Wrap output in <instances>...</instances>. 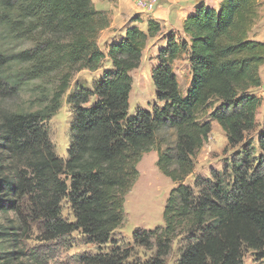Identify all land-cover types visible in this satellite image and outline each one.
I'll list each match as a JSON object with an SVG mask.
<instances>
[{
  "label": "trees",
  "instance_id": "obj_1",
  "mask_svg": "<svg viewBox=\"0 0 264 264\" xmlns=\"http://www.w3.org/2000/svg\"><path fill=\"white\" fill-rule=\"evenodd\" d=\"M261 6V0H221L217 8L199 2L183 20L182 35L167 32L155 53L150 77L160 105L130 114L131 72L162 34L159 22L148 19L145 30L127 26L102 50L98 38L110 15L92 0H0V89L32 95L30 106L0 111V212L41 223L46 239L78 231L98 247L112 244L108 252L80 256L82 264H164L179 236L185 243L177 264H244V248L264 257V123L256 145L246 140L261 104L254 91L262 84L264 42L250 35ZM181 57L188 65L185 89L173 69ZM104 63L109 69L92 88L75 82L67 95L73 117L62 159L47 122L74 75ZM213 122L227 146L239 148L222 171L185 184ZM151 150L174 187L163 225L132 234L133 246L154 249L153 256L128 262L133 246L117 245L111 234L122 224L141 156ZM63 200L71 222L61 217ZM14 221L0 224V245H19L24 224ZM21 254L0 251V264H19Z\"/></svg>",
  "mask_w": 264,
  "mask_h": 264
},
{
  "label": "rangeland",
  "instance_id": "obj_2",
  "mask_svg": "<svg viewBox=\"0 0 264 264\" xmlns=\"http://www.w3.org/2000/svg\"><path fill=\"white\" fill-rule=\"evenodd\" d=\"M261 1L262 6L259 17L254 22L250 32L251 37L257 40L264 38V1ZM98 42L100 47L105 50L107 45L104 46L102 38H99ZM156 45L150 43L144 49L140 66L131 72L130 114L138 107L150 111L153 104L160 105L155 99V90L150 77V69L155 63ZM108 69L109 66L104 63L102 68L96 72L88 70L77 72L73 77L69 90L62 98L60 109L47 122L49 138L54 145L56 155L60 158H67L70 142L68 130L73 113L71 106L66 102L68 93L72 91L75 82H79L87 88H92L102 71ZM173 69L178 76L181 88L185 89L189 80L188 65L185 58L181 57L175 60ZM260 74L262 84L254 91L261 98V104L256 113V127L246 134V140H250L254 145H256L257 132L264 123V63L260 67ZM31 96L28 89L19 91L4 87L0 89V111L30 106L29 99ZM94 101L95 97H91L89 104ZM167 138L172 139L171 133H168ZM238 148L227 146L224 132L213 122L209 137L196 156L195 170L192 175L184 180V183L192 186L196 176L207 178L210 176L211 170L222 171L229 161L234 159L235 151ZM156 160V151L151 150L142 154L137 165L138 177L125 196L122 224L111 234L112 238L117 241V245L121 247L127 245L132 247L134 245L132 241L134 231L138 229L152 230L163 225L162 211L174 184L158 170ZM60 207L61 217L67 221H73V214L67 200H63ZM23 217L25 218L24 221H22ZM27 217L21 216L20 221H16L20 217H16L11 212H0V224L6 225L10 220H15L14 222L18 227L20 222L24 224L22 234L21 230H18V233L21 234L19 245H16L15 248H12L11 245H0V251L2 252L22 250L23 254L19 255L16 261L19 264H82L79 260L80 256L108 252L111 248L112 244L110 243L98 247L95 243L87 242L78 231L59 238L46 239L41 223ZM184 243L185 239L182 236L173 241L169 253L164 257V264L178 263ZM131 250L128 262L134 259L145 261L154 254V249H146L143 246H133ZM242 259L244 264H264V257H259L257 253L246 248L242 250Z\"/></svg>",
  "mask_w": 264,
  "mask_h": 264
},
{
  "label": "crops",
  "instance_id": "obj_3",
  "mask_svg": "<svg viewBox=\"0 0 264 264\" xmlns=\"http://www.w3.org/2000/svg\"><path fill=\"white\" fill-rule=\"evenodd\" d=\"M92 2L96 9L107 11L110 15L109 26L99 34L104 46L115 37L122 36L127 26H137L145 30L147 20L152 19L162 26V34L150 42L157 44L155 47L157 49L165 43L163 36L167 32L172 30L178 36L182 35L183 20L194 11L199 2L217 8L221 0H158V5L149 12L140 7V0H92ZM134 16L138 17V20L131 21ZM259 40L264 42V38Z\"/></svg>",
  "mask_w": 264,
  "mask_h": 264
},
{
  "label": "built area",
  "instance_id": "obj_4",
  "mask_svg": "<svg viewBox=\"0 0 264 264\" xmlns=\"http://www.w3.org/2000/svg\"><path fill=\"white\" fill-rule=\"evenodd\" d=\"M139 4L143 10L149 12L158 5V0H140Z\"/></svg>",
  "mask_w": 264,
  "mask_h": 264
}]
</instances>
